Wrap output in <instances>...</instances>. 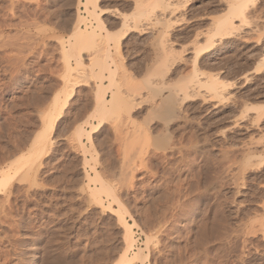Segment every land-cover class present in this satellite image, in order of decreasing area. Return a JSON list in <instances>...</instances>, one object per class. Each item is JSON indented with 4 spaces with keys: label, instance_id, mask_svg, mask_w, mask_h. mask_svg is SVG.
<instances>
[{
    "label": "rangeland",
    "instance_id": "374dc122",
    "mask_svg": "<svg viewBox=\"0 0 264 264\" xmlns=\"http://www.w3.org/2000/svg\"><path fill=\"white\" fill-rule=\"evenodd\" d=\"M0 264H264V0H0Z\"/></svg>",
    "mask_w": 264,
    "mask_h": 264
},
{
    "label": "bare ground",
    "instance_id": "6f19581e",
    "mask_svg": "<svg viewBox=\"0 0 264 264\" xmlns=\"http://www.w3.org/2000/svg\"><path fill=\"white\" fill-rule=\"evenodd\" d=\"M105 103H106V102H105ZM165 105H167V104H165ZM125 227H126V230H127L128 236H129V237H128V239H129L128 241H130V243H132V242H133V234H132L133 232H132V228H131L132 225L125 224ZM132 246H133V245L131 244L130 247H132ZM127 259H128L127 252H125V254L123 255V260L126 261ZM123 260H122V261H123Z\"/></svg>",
    "mask_w": 264,
    "mask_h": 264
}]
</instances>
